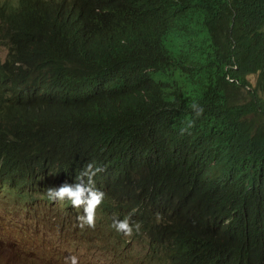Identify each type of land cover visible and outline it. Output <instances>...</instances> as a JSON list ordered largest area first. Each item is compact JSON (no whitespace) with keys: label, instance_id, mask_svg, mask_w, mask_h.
Here are the masks:
<instances>
[{"label":"trees","instance_id":"trees-1","mask_svg":"<svg viewBox=\"0 0 264 264\" xmlns=\"http://www.w3.org/2000/svg\"><path fill=\"white\" fill-rule=\"evenodd\" d=\"M77 176L142 264H264V0L0 3V192Z\"/></svg>","mask_w":264,"mask_h":264},{"label":"clouds","instance_id":"clouds-1","mask_svg":"<svg viewBox=\"0 0 264 264\" xmlns=\"http://www.w3.org/2000/svg\"><path fill=\"white\" fill-rule=\"evenodd\" d=\"M4 2L5 0H0V3ZM91 167L92 165L89 164L88 168ZM90 181L92 180L77 176L61 184H44L34 190L27 189L22 194L9 191L5 185L4 192H0V202L4 205L9 203L21 205L22 216L28 221L27 226L30 223L27 217L29 213L40 211L44 219L43 223L54 226L56 233L64 228H72L76 236L94 235L97 238L107 239L108 245L98 250L109 259H124L121 258L123 242H118L121 236L124 239L123 244L134 247L136 254L133 253V257L140 258L141 263L143 260L149 262L151 259H145L146 247L134 241V226L129 224L127 216L123 220L114 221L112 226L101 224V217L95 209L102 202L104 194L89 187ZM35 202L36 210L33 212L28 210L27 207ZM7 207L10 209L9 206ZM27 210L30 212L28 213ZM135 226L138 227V224ZM97 233H100V236H97ZM76 259L75 256L71 257V264H76Z\"/></svg>","mask_w":264,"mask_h":264},{"label":"rangeland","instance_id":"rangeland-1","mask_svg":"<svg viewBox=\"0 0 264 264\" xmlns=\"http://www.w3.org/2000/svg\"><path fill=\"white\" fill-rule=\"evenodd\" d=\"M36 207L35 202L27 208L33 212ZM22 209L21 205L0 202V264H71L73 256L76 264H142L132 256L136 254L133 246L122 243L124 259H109L98 250L108 245L107 239L76 236L72 228L56 233L54 226L43 223L40 211L27 210V226Z\"/></svg>","mask_w":264,"mask_h":264}]
</instances>
